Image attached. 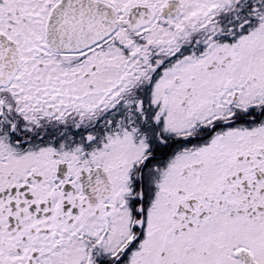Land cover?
<instances>
[{"label": "snow or ice", "instance_id": "snow-or-ice-1", "mask_svg": "<svg viewBox=\"0 0 264 264\" xmlns=\"http://www.w3.org/2000/svg\"><path fill=\"white\" fill-rule=\"evenodd\" d=\"M0 264H264V0H0Z\"/></svg>", "mask_w": 264, "mask_h": 264}]
</instances>
